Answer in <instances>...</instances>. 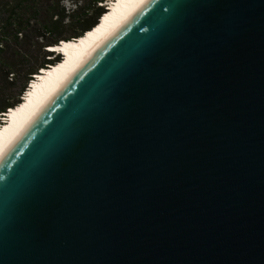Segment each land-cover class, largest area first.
<instances>
[{"label": "water", "instance_id": "95a60500", "mask_svg": "<svg viewBox=\"0 0 264 264\" xmlns=\"http://www.w3.org/2000/svg\"><path fill=\"white\" fill-rule=\"evenodd\" d=\"M0 264H264V0L98 42L0 153Z\"/></svg>", "mask_w": 264, "mask_h": 264}, {"label": "trees", "instance_id": "16d2710c", "mask_svg": "<svg viewBox=\"0 0 264 264\" xmlns=\"http://www.w3.org/2000/svg\"><path fill=\"white\" fill-rule=\"evenodd\" d=\"M66 1L71 2L69 10ZM0 7L1 125L3 114L22 102L33 77L62 60L49 48L87 35L99 25L107 5L106 0H16Z\"/></svg>", "mask_w": 264, "mask_h": 264}, {"label": "bare ground", "instance_id": "6f19581e", "mask_svg": "<svg viewBox=\"0 0 264 264\" xmlns=\"http://www.w3.org/2000/svg\"><path fill=\"white\" fill-rule=\"evenodd\" d=\"M141 1L108 0V9L99 25L87 35L70 41L63 40L58 45L51 46V50L62 54L63 59L35 75L22 102L12 111L5 113L4 123L0 126V153L78 62Z\"/></svg>", "mask_w": 264, "mask_h": 264}, {"label": "rangeland", "instance_id": "374dc122", "mask_svg": "<svg viewBox=\"0 0 264 264\" xmlns=\"http://www.w3.org/2000/svg\"><path fill=\"white\" fill-rule=\"evenodd\" d=\"M15 1H16V0H0V4H1V3H2V4H5V3H8V4H9V3L14 4ZM70 3H71V2H68V1L65 2L66 6H68V7L71 6ZM107 3H108V2H106V4H107ZM107 9H108V7H107ZM0 14H2V8H1V7H0ZM0 16H1V15H0ZM40 42H41V41H40ZM62 59H63V57H62ZM30 85H32V84H30ZM30 85H29V86H30ZM28 89H29V88H28ZM25 94H26V92H25ZM25 94H24V95H25ZM23 97H24V96H23ZM23 97H22V98H23ZM4 120H5V119H4ZM2 122L4 123V121H2ZM1 125H2V124H1Z\"/></svg>", "mask_w": 264, "mask_h": 264}, {"label": "built area", "instance_id": "2783aa9c", "mask_svg": "<svg viewBox=\"0 0 264 264\" xmlns=\"http://www.w3.org/2000/svg\"><path fill=\"white\" fill-rule=\"evenodd\" d=\"M70 5H71V4H70ZM70 8H71V6H70V7L67 6V9H68V10H69Z\"/></svg>", "mask_w": 264, "mask_h": 264}, {"label": "clouds", "instance_id": "9594fccd", "mask_svg": "<svg viewBox=\"0 0 264 264\" xmlns=\"http://www.w3.org/2000/svg\"><path fill=\"white\" fill-rule=\"evenodd\" d=\"M32 82V81H31ZM31 84V83H30ZM3 119V118H2ZM4 120V119H3Z\"/></svg>", "mask_w": 264, "mask_h": 264}]
</instances>
